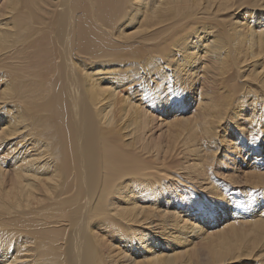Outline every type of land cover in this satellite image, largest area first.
Returning a JSON list of instances; mask_svg holds the SVG:
<instances>
[{"label":"bare ground","instance_id":"bare-ground-1","mask_svg":"<svg viewBox=\"0 0 264 264\" xmlns=\"http://www.w3.org/2000/svg\"><path fill=\"white\" fill-rule=\"evenodd\" d=\"M0 264H264V0H0Z\"/></svg>","mask_w":264,"mask_h":264},{"label":"rangeland","instance_id":"rangeland-1","mask_svg":"<svg viewBox=\"0 0 264 264\" xmlns=\"http://www.w3.org/2000/svg\"><path fill=\"white\" fill-rule=\"evenodd\" d=\"M97 69L96 67L94 68V70Z\"/></svg>","mask_w":264,"mask_h":264}]
</instances>
